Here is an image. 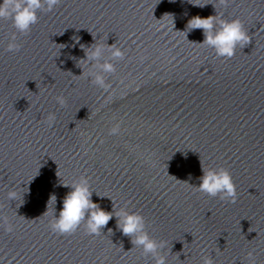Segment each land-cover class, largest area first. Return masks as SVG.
Returning <instances> with one entry per match:
<instances>
[{
    "label": "water",
    "instance_id": "95a60500",
    "mask_svg": "<svg viewBox=\"0 0 264 264\" xmlns=\"http://www.w3.org/2000/svg\"><path fill=\"white\" fill-rule=\"evenodd\" d=\"M36 15L27 35L0 20V264H155L122 233L121 210L166 242L167 264H264V0H60ZM195 16L239 18L250 41L217 56L187 28ZM96 43L103 58L107 45L125 51L107 90L82 75L98 71L80 64ZM202 168L231 174L234 203L197 189ZM81 176L113 218L99 236L83 223L54 233L63 184Z\"/></svg>",
    "mask_w": 264,
    "mask_h": 264
},
{
    "label": "clouds",
    "instance_id": "9594fccd",
    "mask_svg": "<svg viewBox=\"0 0 264 264\" xmlns=\"http://www.w3.org/2000/svg\"><path fill=\"white\" fill-rule=\"evenodd\" d=\"M230 0H220V3L227 5ZM60 0H0V20L11 19L12 26L22 35H27L33 25L38 22L36 13L47 6L48 11H52ZM194 6L203 7L199 3H194ZM171 15V14H165ZM164 15V16H165ZM163 16V17H164ZM172 16V15H171ZM161 20V19H160ZM159 21V20H158ZM219 24L217 30L216 25ZM172 25L174 21L172 16ZM165 27V24H161ZM172 27V30H173ZM187 28L190 30L202 29L204 32V40L201 45L212 48L217 56L231 58L235 54L237 46L241 49L245 47L249 41L250 36L247 29L244 28L239 18L231 20H224L218 16H209L202 18L200 16L192 17L188 21ZM179 32V31H177ZM16 34H12V38L7 45V51H17L20 45L16 43ZM110 52L109 58H103L105 45L96 43L94 47L86 51L84 59L80 60V64L88 66L89 61L96 62L93 69L82 72V75H88L92 78L91 82L100 88L107 90L110 85L105 81L106 73H114L116 71L115 65L111 62L112 59L122 60L125 57V51L118 47L116 44L111 46L107 45ZM103 58V63L101 59ZM56 102L63 107L66 100L63 96L55 98ZM55 114L49 113L46 121L49 126L55 122ZM120 131V125L116 124L110 129V135H117ZM203 175L199 178L200 183L197 189L211 197L219 196L221 200H228L234 203L237 198L236 186L233 182L231 174L224 168L207 170L202 168ZM63 186L70 188L62 201V208L59 214L56 213V208L52 210V222L50 224L51 230L57 234H72L83 223L85 232L88 235L99 236L102 229L108 224V221L113 218L112 212H106L100 206L92 201L93 192L91 190L88 179L81 176L78 181H73ZM24 192L12 190L7 193L10 201L22 200ZM23 201V200H22ZM56 204V197L50 196L49 203ZM117 217H121L119 227L124 235L133 236V243L137 246H142L145 254L151 253L155 259V264H167L166 257L159 254V250L165 248L166 242L156 240L149 237L148 233L144 230L145 222L143 217L138 213H128L124 210L115 213ZM14 225L5 221V231L12 232ZM110 231V230H109ZM248 259L253 260V254L248 253ZM203 264H214L210 257H205Z\"/></svg>",
    "mask_w": 264,
    "mask_h": 264
}]
</instances>
